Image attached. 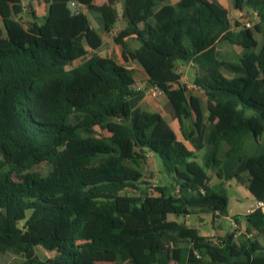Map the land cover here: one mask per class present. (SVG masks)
I'll return each instance as SVG.
<instances>
[{
	"label": "trees",
	"instance_id": "obj_1",
	"mask_svg": "<svg viewBox=\"0 0 264 264\" xmlns=\"http://www.w3.org/2000/svg\"><path fill=\"white\" fill-rule=\"evenodd\" d=\"M76 1L98 12L106 31L115 26L117 0ZM67 2L50 0L40 24L21 0H0V259L264 264L260 210L243 216L245 234L233 230L217 242L175 219L227 215V192L209 185L210 170L264 202V0H233L256 19L250 28L230 22L214 0H123L127 25L114 41L144 70L146 87L163 94L192 150L159 113L139 107L144 92L133 87L132 70L97 54L101 37ZM218 44L240 46L237 61H220ZM179 63L201 71L193 84L214 122L204 123L207 106L181 83ZM248 138L256 144L251 154L243 151ZM147 154L161 166L151 193L140 187L137 169ZM44 164L45 176L29 171ZM19 170L28 172L15 180ZM36 246L55 257L41 260Z\"/></svg>",
	"mask_w": 264,
	"mask_h": 264
},
{
	"label": "crops",
	"instance_id": "obj_2",
	"mask_svg": "<svg viewBox=\"0 0 264 264\" xmlns=\"http://www.w3.org/2000/svg\"><path fill=\"white\" fill-rule=\"evenodd\" d=\"M74 1H76V0H68V2H67V9L70 10L71 12H74V11L71 8L70 4ZM176 1L177 0H170L171 3H175ZM214 1H215V3H217L221 8H223L227 12L230 22L237 21L240 24H242L243 21H245L246 18H244V16H243L244 14H242V13L239 15V18L236 20H233L230 18V13L232 11V8L234 9L233 0H214ZM21 2H22L23 6H27L29 8V11L32 12L33 15H35V17L37 18V21L41 24L43 21V18L46 17L48 12H49L50 0H21ZM106 2H107V0H94L93 4L96 6H100ZM113 7L115 10V14L117 16V21H116L115 26L110 31H106L104 29L102 17L100 16V14L98 12L88 10L84 6L82 8L81 13L86 15V17L90 23V26L98 33V35L101 37V40H102L101 46H100L97 54L102 56V57L110 58V59L114 60L117 64L122 65L126 68L129 66V64H133L134 65L133 70H132L133 79H134L133 87L134 88L135 87H141V89H147L148 87H146V83H147L148 77H147L146 73L144 72V70L141 68V66L138 63L133 62L132 60H125L122 56L121 47L118 44H116V42L114 41V38L116 37V35L121 30H123L127 25L126 18H124L122 16L123 0H117L114 3ZM25 17L29 20L28 16H25ZM92 22L94 23V25L92 24ZM128 42L130 43V46L132 49L136 47L133 42H131V41H128ZM216 49H217L218 53H220V51H234L238 56H240L241 51H242V48L240 46H236V45L229 46L226 44H218L216 46ZM228 62H235V61H228ZM177 71H178V73H182L184 75V76L181 75L180 79L187 78V80L191 84H193L194 78L197 75L201 74V71H199V69L196 68L192 63H185V64L179 63L177 66ZM227 76H230V74ZM190 90H191L190 94L192 96H195L198 99H200L204 108H205L207 106V100H206L204 94L197 89H188V91H190ZM148 98H150V97H148L147 95H144L143 98L141 99L140 103H139V107L143 110H146V111L157 112L164 119H167V121H168L169 115L165 114V116H164L163 115L164 110L162 109V107H159L158 105H155V104L153 105L152 103H150L147 100ZM145 100H147V101H145ZM143 103L148 104V105H144V106H148L150 109L144 108V106L142 105ZM169 107L172 110L170 104L165 99V101L163 102V108L168 109ZM172 113H173V111H172ZM203 114H204V123H206V124H208L209 122H214L217 119L216 115L208 109V106H207V108H205ZM190 122L184 121V123H183L184 128L188 129L190 126ZM168 125L175 132L177 139L179 141H181L182 143H184L188 147V149L192 150L189 147V144H187L186 142H184V140H182V137H181V134L179 131V127L177 125V120L175 118L174 113H173V117L171 118L170 122L168 121ZM204 153H205V150H201L199 152H196L195 156H197L199 154L204 155ZM160 176L161 175L159 172V177ZM209 183H210L209 185L211 186V180L209 181ZM227 183H228V187L231 188V186L229 185L230 181ZM240 189H243V190H240ZM235 192H237V193H235V198L237 201H239L241 199H248L251 201V204H249V207L251 205H253L255 199L249 194V192L246 190L245 186L236 187ZM248 213H249V210L246 213L240 214V216H239L238 214L231 215V214H228V212H227V215L223 218L230 219V221H232V224H230V226H228L229 228H232L234 226L238 227L240 224V221L244 220L243 216L248 214ZM200 214H201V212H198L197 214H191V216L195 215V216H197V218H199V220L195 221L194 224H192V225H189L187 222H185L186 220H184V219H183V221L185 222V224L187 226L194 227L197 230L198 235L202 236L204 238H208V237L213 236L214 233L217 232V230L218 231L222 230L221 227L219 226L220 228L218 227L215 230L211 229V230L201 231V229H200L201 223L200 222L202 221V218H200ZM189 216L190 215H188L186 217H189ZM234 217H237V218L239 217L236 222H234V219H233ZM169 218L173 219V217H169ZM212 219H216V218H214L213 215H211V217H210L211 225H212ZM244 222H245V220H244ZM245 229H246V223H245ZM43 254H44L43 257L45 260L52 259L55 257V252L46 253L45 251H43ZM13 258H14V256L11 257V259H13ZM0 264H2V263H0ZM6 264H8V262Z\"/></svg>",
	"mask_w": 264,
	"mask_h": 264
},
{
	"label": "rangeland",
	"instance_id": "obj_3",
	"mask_svg": "<svg viewBox=\"0 0 264 264\" xmlns=\"http://www.w3.org/2000/svg\"><path fill=\"white\" fill-rule=\"evenodd\" d=\"M24 9H25V11H29V8L27 6H24ZM241 13L244 14L243 16H244V18H246L245 20L249 21L251 24H253V22L256 20L253 16H250L247 11L239 12L238 10H235L233 8H232V11L230 13V18L233 20H236L239 18V15ZM27 21H28V19L26 17L22 18L23 23H26ZM92 24L94 25L93 22H92ZM256 36H258V35H256ZM261 41H262V39L259 36L258 42L260 44H261ZM219 54H220V57H219L220 61H223L224 63L228 62V61H237V58H238V55L234 51H220ZM83 60L84 59H82L81 61H83ZM81 61H78L76 64H78ZM180 75L184 76L182 73H180ZM184 80L186 81V83L182 82V84H184L186 86L188 84L192 85L187 80V78ZM189 92L191 93V90ZM147 100L150 103H152L153 105L155 104V105H158L159 107H162V109L164 110L163 115L165 116V114H168L169 119L171 120V118L173 117L172 110L170 109V107L168 109L163 108V102L165 101V97L163 96V94L159 93L156 98H154V99L148 98ZM147 100H145V101H147ZM142 105L144 106V105H148V104L143 103ZM144 108L150 109L148 106H144ZM169 119H168V121L170 122ZM165 121L168 123L167 119H165ZM95 131H96V135H98V136H106L107 135L106 132L101 131L97 128L95 129ZM259 142L263 143L264 139L263 138L260 139ZM255 148H256V144L251 140V138L246 139V141L243 145L244 153L251 154L255 151ZM204 155H205V153H204ZM204 155H202V154L197 155L195 157L196 161L201 163ZM145 157H146V159L138 160L139 166L137 169L139 170V172L142 175V177L140 179V187L146 188V192L151 193L152 190L154 189V187L158 184L159 172L161 170V166H160L159 160L156 157L152 156L151 154H147ZM198 165H201V164H198ZM29 171H36V172H39L42 176H45L47 174V171H48V166L45 164L39 165V166L34 167L32 170H29ZM27 172L28 171H25V170L24 171L23 170L15 171L13 173V178L15 180H21ZM207 174L211 180V186L214 190H216V191H222L223 190V191L227 192V196H228L227 212H228V214H231V215L238 214L240 216V214L246 213L248 210H250V207H249V204H251L250 200L241 199V200L237 201L235 198V193H237V192H235V188L240 187V186H244V185L236 182L233 179L232 180H225V179L218 180L215 177V174L212 170L207 171ZM243 179L245 181L244 177H243ZM229 181H230L229 185L231 186V188L228 187L227 182H229ZM240 190H243V189H240ZM211 215H212V213L209 211H202L201 212V214H200V218H202V221L200 222L201 223V227H200L201 231L211 230V229L215 230L219 226L221 227L222 230L221 231L217 230V232H215L213 236L208 237V239H211V240L217 242L220 240V238H222L224 236V234L230 233L233 230L238 232V234H241V233L245 234L246 229H245L244 220L240 221V224L238 227L234 226L232 228H229L228 226H230V224H232V221H230V219H226L223 217H221V218L218 217L216 219H212V225H211V220H210ZM175 219H177L178 221H183V217H178ZM184 220H186L185 222H187L189 225H192V224H194L195 221L199 220V218H197V216H195V215H192V216L190 215L189 217H185ZM163 246L167 247V248L170 247L169 244H165V243L163 244ZM34 251H35V254L41 260H45L43 257L44 256L43 251H45L46 253H49V251L44 250L41 246H36ZM11 257H13V255H11V254L5 255L3 258L0 259V263L6 264L7 262L11 261ZM100 264H116V263L102 262ZM121 264H126V263H121Z\"/></svg>",
	"mask_w": 264,
	"mask_h": 264
},
{
	"label": "built area",
	"instance_id": "obj_4",
	"mask_svg": "<svg viewBox=\"0 0 264 264\" xmlns=\"http://www.w3.org/2000/svg\"><path fill=\"white\" fill-rule=\"evenodd\" d=\"M70 6L73 9L74 13L82 12L83 6L81 4H79L77 1L72 2L70 4ZM242 25L246 28L252 27V24L246 20L242 23ZM133 67H134L133 64H129V66L127 68L130 70H133ZM184 79H186V78L180 79L181 83L182 82L186 83V81ZM186 87H187V89H196L194 84L187 85ZM135 90L136 91H143L144 95H147L148 97H150L152 99L156 98L158 96V94L160 93L159 90L155 87H148L147 89H141V87H135ZM254 210H260L262 213H264V202L255 200L253 205L250 206L249 213L253 212Z\"/></svg>",
	"mask_w": 264,
	"mask_h": 264
}]
</instances>
